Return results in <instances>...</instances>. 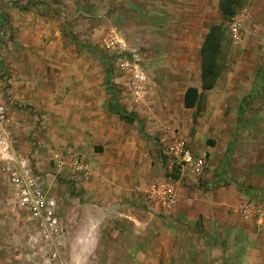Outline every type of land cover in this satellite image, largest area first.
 Masks as SVG:
<instances>
[{"label": "rangeland", "instance_id": "obj_1", "mask_svg": "<svg viewBox=\"0 0 264 264\" xmlns=\"http://www.w3.org/2000/svg\"><path fill=\"white\" fill-rule=\"evenodd\" d=\"M223 1L0 0L1 81L14 101L11 110L22 123L24 143L40 153L39 144L57 143L55 137L63 135L58 122L83 119V111L89 112L92 124L114 130L107 148L92 144L102 148L100 154L124 151L123 173L137 191L169 174L180 179L177 169L169 173L163 152L183 137L197 155H206L209 167L200 178L185 177L181 187L204 195L233 186L248 201L264 204L263 0H230L234 12L229 14L220 7ZM234 17L243 25L238 39L230 29ZM212 29L221 38L216 59L220 73L216 86L202 93L201 51ZM138 71L145 81L136 79ZM190 86H197L201 96L187 109L184 96ZM73 100L82 103L80 108L64 106ZM112 104L134 122L111 112ZM60 185L64 219L75 204L71 198L83 190L77 183L70 191L65 182ZM162 219L182 235H190L191 228L210 230L182 238L204 248L218 239L229 253L232 242L227 236L213 238L211 221L205 228L202 218L195 226L171 215ZM66 226L60 244L44 242L0 171V264H79L68 251L73 236ZM253 228L264 239V226L255 223ZM260 242L261 250L263 240L251 244ZM98 256L92 255L91 264H98ZM205 256L202 252L195 264H206Z\"/></svg>", "mask_w": 264, "mask_h": 264}, {"label": "crops", "instance_id": "obj_2", "mask_svg": "<svg viewBox=\"0 0 264 264\" xmlns=\"http://www.w3.org/2000/svg\"><path fill=\"white\" fill-rule=\"evenodd\" d=\"M230 3V0H224L220 7L222 9L230 7ZM262 3L264 6V0ZM231 9L234 12V9ZM211 90L203 91L201 86L202 93ZM81 105L82 103H78L77 100L64 104L72 109L80 108ZM55 108L54 105L47 110ZM11 115L16 118L12 110ZM82 116L83 119L75 116L58 122L57 124L62 126L63 135L55 137L58 139L57 143L52 140L40 142V153H37L36 158L39 170L42 171L40 183L57 199L60 211L62 210L60 205L63 206L57 195L62 186L60 184L65 182L67 190L70 191L77 183V186L83 190L80 197L71 198L75 204H72L68 216L63 219L62 213L59 214L62 224L65 225L66 222L68 228H71L70 235L72 234L73 239L69 237L67 244L74 262L77 260L79 264L94 263V260H91L92 255L97 253L100 255L98 264H171L172 261L174 264H189V262L195 264L196 259L204 252L206 264H223L224 261L227 264H264V256H262L264 248L260 250L262 242L251 244L259 239L264 241L263 233L258 237L253 228L255 223L243 220L240 206L248 200L240 190L233 186L218 187L203 195L193 190L194 188L178 187V205L171 216L186 221L185 225L189 224V226H195L200 218L204 227L206 221L208 223L211 221L210 235L213 238L227 236L232 243L227 247L229 253L225 255L224 246L220 244L221 240H214L212 245H207L205 248L197 243L191 244L189 239L184 241L183 236L196 238L198 235L201 236L200 234L206 235L210 230L191 228L188 229L191 230L190 235L187 232L182 235L175 229L172 230L170 224L165 226L162 223L165 221L162 216H157L160 219L145 212L143 194L136 190V186L123 173L124 165L120 162L124 151L117 148L112 152L109 149L111 153L108 152V155L100 154L102 148L92 144L93 140L107 148V145L113 142L114 130L109 127L104 128L100 122L92 124L89 112L83 111ZM19 134L21 137L17 136L19 149L25 154L29 153L30 146L24 143L26 139L23 140V134L21 132ZM88 141H91L90 145ZM75 158H79L89 166L90 177L72 168V161ZM163 179V177L156 178L147 185ZM15 199L19 204L18 199L16 197ZM22 210L27 212L24 208ZM29 220L35 224L30 217ZM64 235H66L65 231L62 237ZM44 242L50 243L46 240Z\"/></svg>", "mask_w": 264, "mask_h": 264}, {"label": "built area", "instance_id": "obj_3", "mask_svg": "<svg viewBox=\"0 0 264 264\" xmlns=\"http://www.w3.org/2000/svg\"><path fill=\"white\" fill-rule=\"evenodd\" d=\"M242 22L238 17L232 18L230 26L232 36L239 38ZM126 50L125 45L120 44ZM121 68L125 64L121 63ZM0 71V171L7 178L14 190L15 197L29 217L35 222L40 236L57 246L63 236L65 226L59 217L58 201L41 185L37 152L31 148L29 153L19 149L17 136L22 129V123L11 115L14 101L11 94L5 90L1 81ZM139 82L145 81L143 72L135 75ZM168 160L169 173L177 169L180 179L176 181L169 174L160 182L147 185L142 191L147 212L162 217L172 215L178 205V187L188 176L200 178L209 167L206 155H197L189 142L179 137L171 142L163 152ZM56 158V156L54 157ZM72 168L84 172L90 177L89 166L79 158L72 161ZM240 214L244 221L264 226V204L257 201H246L240 206Z\"/></svg>", "mask_w": 264, "mask_h": 264}, {"label": "trees", "instance_id": "obj_4", "mask_svg": "<svg viewBox=\"0 0 264 264\" xmlns=\"http://www.w3.org/2000/svg\"><path fill=\"white\" fill-rule=\"evenodd\" d=\"M233 12L231 7H223V13L229 14ZM219 34L215 29H212L208 34L204 46L202 48V89L203 91L211 90L219 77L220 68L216 64V59L219 55L220 41ZM201 93L196 87H189L184 96V106L187 109L194 108L200 99ZM244 104V103H243ZM243 106V105H242ZM243 107L240 108V113L242 112ZM111 111L118 113L120 118L127 123L134 122V117L130 114H127L121 108L111 105Z\"/></svg>", "mask_w": 264, "mask_h": 264}]
</instances>
